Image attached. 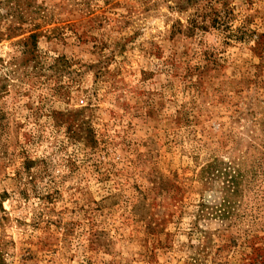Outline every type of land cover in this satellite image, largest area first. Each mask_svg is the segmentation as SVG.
<instances>
[{
	"label": "rangeland",
	"instance_id": "rangeland-1",
	"mask_svg": "<svg viewBox=\"0 0 264 264\" xmlns=\"http://www.w3.org/2000/svg\"><path fill=\"white\" fill-rule=\"evenodd\" d=\"M0 264H264V0H0Z\"/></svg>",
	"mask_w": 264,
	"mask_h": 264
},
{
	"label": "trees",
	"instance_id": "trees-1",
	"mask_svg": "<svg viewBox=\"0 0 264 264\" xmlns=\"http://www.w3.org/2000/svg\"><path fill=\"white\" fill-rule=\"evenodd\" d=\"M237 186V185H236Z\"/></svg>",
	"mask_w": 264,
	"mask_h": 264
}]
</instances>
